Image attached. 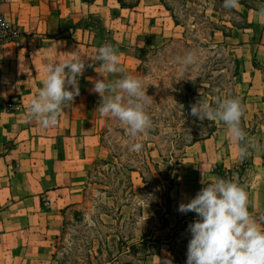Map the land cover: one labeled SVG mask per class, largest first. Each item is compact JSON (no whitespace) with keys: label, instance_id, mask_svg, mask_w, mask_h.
<instances>
[{"label":"crops","instance_id":"1","mask_svg":"<svg viewBox=\"0 0 264 264\" xmlns=\"http://www.w3.org/2000/svg\"><path fill=\"white\" fill-rule=\"evenodd\" d=\"M98 1L3 0L0 6L1 16L15 29L13 42L0 46V264H52L65 216L82 204L89 171L103 158L109 117L96 111L101 98L92 89L97 79L110 80L112 74L94 60L98 48L105 43L116 47L120 66L129 72L138 53L162 45L167 33L178 28L168 12H162L159 0H138L130 9L116 0ZM240 1L235 10L247 27L234 28L223 40L238 61L237 87L245 98L246 115L254 116L264 113V79L254 66H264V23L256 18L264 0ZM111 3L117 10H109ZM89 15L107 19L105 33L87 28ZM77 57L86 64L78 77L79 95L56 125L41 127L29 119L28 108L42 87L44 67ZM196 145L195 182L184 203L205 186L202 179L207 183L220 178L214 172L217 167L240 166L238 146L232 141L209 138ZM249 164L236 179L247 185L250 211L258 216L264 214V147L251 153ZM175 182L179 184L180 177ZM196 219L194 214L187 229ZM146 264H160V259L149 256Z\"/></svg>","mask_w":264,"mask_h":264},{"label":"rangeland","instance_id":"2","mask_svg":"<svg viewBox=\"0 0 264 264\" xmlns=\"http://www.w3.org/2000/svg\"><path fill=\"white\" fill-rule=\"evenodd\" d=\"M81 1L93 5L97 0ZM116 1L128 9L138 3ZM161 2L162 12L179 26L167 33L162 45L138 53L136 65L126 72L148 85L146 94L153 100L146 111L152 127L130 137L117 120L108 119L103 158L89 171L82 204L65 216L52 264H146L149 256L186 264L191 238L186 221L195 213L181 218L177 214L195 182V145L209 138L231 141L223 122L191 116L193 104L215 107L227 97L240 98L245 107L241 125L259 149L264 147V113L246 115L245 98L237 87L238 61L223 40L234 28H246L247 21L235 9H225L223 0ZM111 5L110 11L117 10ZM107 22L89 15L86 25L105 33ZM190 52L195 62L182 65L180 59ZM259 67L264 73V66ZM119 75L112 74L110 80ZM137 142L143 144L139 152L132 150ZM253 151L240 159V166L230 170L219 166L215 174L237 182L242 163L249 164ZM176 176L179 184L173 180Z\"/></svg>","mask_w":264,"mask_h":264},{"label":"clouds","instance_id":"3","mask_svg":"<svg viewBox=\"0 0 264 264\" xmlns=\"http://www.w3.org/2000/svg\"><path fill=\"white\" fill-rule=\"evenodd\" d=\"M222 6L227 10L238 9L240 0H223ZM256 18L264 23V7L257 9ZM119 55L116 47L105 43L94 57L103 71L120 74L119 78H101L93 83L92 91L101 98L96 111L117 120L130 137H138L152 127L146 107L153 99L146 94L148 85L120 66ZM195 59V54L190 52L180 63L187 66ZM85 70V61L79 57L46 65L42 87L29 104V119L39 121L44 128L56 125L62 111L79 95L78 77ZM244 114L245 107L238 97H227L215 107L197 102L190 110V115L200 121L223 122L231 141L238 146L241 160L247 158L250 149L259 150L260 147L241 125ZM142 147L143 144L137 142L132 150L139 152ZM201 182L205 186L178 208L181 213L194 212L197 216L188 225L191 238L186 264H264V214L257 216L250 211L247 185L224 178H214L207 183L202 179ZM160 264H172V260L160 259Z\"/></svg>","mask_w":264,"mask_h":264},{"label":"built area","instance_id":"4","mask_svg":"<svg viewBox=\"0 0 264 264\" xmlns=\"http://www.w3.org/2000/svg\"><path fill=\"white\" fill-rule=\"evenodd\" d=\"M3 0H0V6L2 4ZM0 22H2L3 26H0V46H3L5 44L13 42L14 36H15V29L11 26H9L3 17L0 14ZM17 107H15L16 109ZM45 205H49L47 202Z\"/></svg>","mask_w":264,"mask_h":264},{"label":"trees","instance_id":"5","mask_svg":"<svg viewBox=\"0 0 264 264\" xmlns=\"http://www.w3.org/2000/svg\"><path fill=\"white\" fill-rule=\"evenodd\" d=\"M159 1L161 2V0H159ZM118 3H119V5H120L122 8H124V7L122 6V4H121L119 1H118ZM161 3H162V2H161ZM240 4H243V3H241V1H240ZM174 24H175L176 27L179 26V24H178L177 21H174ZM254 66H255L256 68H258V70H260L261 74L263 75V79H264V73L262 72V69H260L259 65H258L257 63H254ZM249 165H250V164H247L246 162H243L242 165H241V172H242V173L245 172V171L249 168ZM176 179H177V176L173 178V180H176ZM186 222L188 223V222H190V220H189V221H186Z\"/></svg>","mask_w":264,"mask_h":264}]
</instances>
